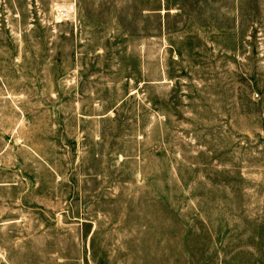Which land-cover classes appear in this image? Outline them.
I'll return each instance as SVG.
<instances>
[{"label":"rangeland","instance_id":"374dc122","mask_svg":"<svg viewBox=\"0 0 264 264\" xmlns=\"http://www.w3.org/2000/svg\"><path fill=\"white\" fill-rule=\"evenodd\" d=\"M0 264H264V0H0Z\"/></svg>","mask_w":264,"mask_h":264},{"label":"built area","instance_id":"2783aa9c","mask_svg":"<svg viewBox=\"0 0 264 264\" xmlns=\"http://www.w3.org/2000/svg\"><path fill=\"white\" fill-rule=\"evenodd\" d=\"M74 10L73 5L57 6L55 8L56 16L62 21L71 20L73 18Z\"/></svg>","mask_w":264,"mask_h":264},{"label":"bare ground","instance_id":"6f19581e","mask_svg":"<svg viewBox=\"0 0 264 264\" xmlns=\"http://www.w3.org/2000/svg\"><path fill=\"white\" fill-rule=\"evenodd\" d=\"M64 6V5H63Z\"/></svg>","mask_w":264,"mask_h":264}]
</instances>
